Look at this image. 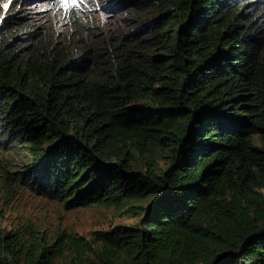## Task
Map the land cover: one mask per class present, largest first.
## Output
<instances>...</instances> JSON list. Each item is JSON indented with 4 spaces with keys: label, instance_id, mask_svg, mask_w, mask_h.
Instances as JSON below:
<instances>
[{
    "label": "trees",
    "instance_id": "trees-1",
    "mask_svg": "<svg viewBox=\"0 0 264 264\" xmlns=\"http://www.w3.org/2000/svg\"><path fill=\"white\" fill-rule=\"evenodd\" d=\"M129 1L156 12L71 53L0 22V148L22 159L5 184L136 217L0 227V264H264V0Z\"/></svg>",
    "mask_w": 264,
    "mask_h": 264
},
{
    "label": "rangeland",
    "instance_id": "rangeland-1",
    "mask_svg": "<svg viewBox=\"0 0 264 264\" xmlns=\"http://www.w3.org/2000/svg\"><path fill=\"white\" fill-rule=\"evenodd\" d=\"M106 1L0 0V22L10 15L9 22L5 25L11 30L14 25L20 27L32 22L49 35L56 34L55 37L64 46L69 42L71 53L76 51L77 40H89L92 37L91 31L114 38L122 37L134 30L137 32L138 28L156 12L152 5L133 8L129 0L109 5ZM69 9L76 12L74 17L71 16ZM252 141L258 144L255 135ZM21 166L22 159L19 153L0 148V227L21 228L32 223L40 230L46 231L47 235H54L65 229L91 237L95 230L131 225L136 219L134 215H128L112 206L92 202L65 207L63 200L29 192L27 188L19 185L7 186L4 169L7 167L14 170ZM11 194L12 198L8 200ZM148 199L149 197L145 196L134 200V203L147 205Z\"/></svg>",
    "mask_w": 264,
    "mask_h": 264
},
{
    "label": "water",
    "instance_id": "water-1",
    "mask_svg": "<svg viewBox=\"0 0 264 264\" xmlns=\"http://www.w3.org/2000/svg\"><path fill=\"white\" fill-rule=\"evenodd\" d=\"M120 1H125V0H107L106 1V4L109 5L111 3H114V2H120Z\"/></svg>",
    "mask_w": 264,
    "mask_h": 264
},
{
    "label": "snow or ice",
    "instance_id": "snow-or-ice-1",
    "mask_svg": "<svg viewBox=\"0 0 264 264\" xmlns=\"http://www.w3.org/2000/svg\"><path fill=\"white\" fill-rule=\"evenodd\" d=\"M5 7H7V5H5Z\"/></svg>",
    "mask_w": 264,
    "mask_h": 264
},
{
    "label": "flooded vegetation",
    "instance_id": "flooded-vegetation-1",
    "mask_svg": "<svg viewBox=\"0 0 264 264\" xmlns=\"http://www.w3.org/2000/svg\"><path fill=\"white\" fill-rule=\"evenodd\" d=\"M246 4H248V3H246ZM246 4H245V5H246Z\"/></svg>",
    "mask_w": 264,
    "mask_h": 264
}]
</instances>
